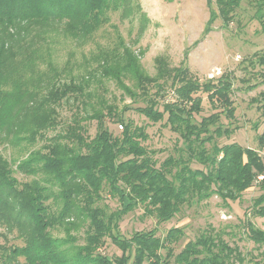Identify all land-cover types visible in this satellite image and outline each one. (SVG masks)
<instances>
[{
    "label": "trees",
    "instance_id": "obj_1",
    "mask_svg": "<svg viewBox=\"0 0 264 264\" xmlns=\"http://www.w3.org/2000/svg\"><path fill=\"white\" fill-rule=\"evenodd\" d=\"M241 2L206 0L209 16L203 34L218 19L227 28ZM111 12H119L120 18L137 13L146 20L138 0H0V139L11 137L13 145L31 148L42 143L17 161L14 169L0 156V225L8 233L16 231L24 243L0 246V264H170V260L174 264H242L236 248L229 247L223 234L212 228L175 254L173 247L184 237L183 229L170 228L163 238L156 236L155 229L124 238L118 225L138 206L143 207V215H152L162 224L171 221L185 204L215 195L228 206L255 185L260 194L248 213L251 218H264L262 156L235 142L220 146L215 141L228 140L236 129L221 122L223 117L230 124L235 117L231 75L201 83L187 67H170L165 57L158 56L154 59L156 73L150 77L120 40L119 48L91 53L89 60L96 64L92 72L113 80L135 97L137 93L124 82L132 81L146 102L136 112L152 124L162 122L166 115L165 125L182 141L176 155H168L159 164L156 151L141 144L148 138L144 128L125 122L118 109L102 100L106 113L94 110L84 116L96 122L92 139L84 136L75 119L65 134L46 137V132L59 125L61 102L69 98L78 102L92 77L90 72L87 77H71L69 62L59 70L51 46L60 37L86 44L108 25ZM256 17L264 30L262 7ZM143 30L142 24L139 33ZM258 61L264 69V54ZM37 63H45L47 70L36 71ZM63 72L69 75L61 82ZM260 76L264 84V71ZM168 85L174 99L164 101L160 111L159 100ZM199 94H205L211 107L220 111L196 121L194 115L202 111ZM252 102L258 104L264 120V91ZM106 117L121 123L119 135L109 130ZM258 143L264 147V130ZM192 162L204 170L192 169ZM15 174L25 180L19 181ZM104 195L118 203L113 212L98 209ZM72 216L85 224L82 245H75L70 235L71 229L79 228L68 223ZM58 227L66 231L64 239L51 235ZM244 229L264 259V231L248 219ZM106 238L120 250L119 257L111 259L99 252Z\"/></svg>",
    "mask_w": 264,
    "mask_h": 264
},
{
    "label": "rangeland",
    "instance_id": "obj_2",
    "mask_svg": "<svg viewBox=\"0 0 264 264\" xmlns=\"http://www.w3.org/2000/svg\"><path fill=\"white\" fill-rule=\"evenodd\" d=\"M138 3L146 20L137 13L128 18H120L119 12H111L108 25L100 29L86 44L60 37L58 44L51 46L53 62L59 70L69 62L71 77L77 75L87 77L88 72L92 74L85 88V94L90 93L91 97L87 98L85 95L78 102L70 98L63 100L57 108L59 125L55 130L46 132V137L65 134L67 127L74 123L75 119L83 129L84 136L92 139L97 131L96 122L87 121L84 116L94 110L106 113L105 105L100 103L102 100L106 105L118 109L125 122L130 121L133 126L144 128L148 138L141 141V144L149 150L156 151L154 158L159 164L168 155H176L177 149L182 147V141L165 125L166 115L162 122L152 124L136 112L135 109L145 107L146 102L138 95L132 81L126 79L124 82L130 90L137 93L135 97L127 94L113 80L92 72L96 64L89 60L91 53H96L99 49L119 48L118 43L122 40L137 56L143 73L150 77L156 73L154 59L158 56L165 57L170 67H187L201 83L207 80L216 82L222 75H231L233 77L231 99L235 107V117L230 124L223 117L221 122L225 127L236 129L228 140L223 137L216 138L215 141L220 146L235 142L257 151L259 155L264 154V147L261 148L258 143V137L264 130V120L260 117L258 104L252 102L264 91L263 77L260 76L264 69L258 61L259 56L264 54V30L261 29L256 17L260 7L264 11V0H242L233 22L227 28H224L218 19L213 23L212 30L205 35L203 30L209 16L206 0H138ZM142 24L144 30L139 33ZM35 69L46 71L47 67L45 63H37ZM63 73L59 79L61 82L69 75ZM254 85H257L256 88L249 90ZM154 91L155 89L152 93ZM199 96L202 99V111L194 115L196 121L220 111L211 107L205 94ZM173 99V89L168 85L161 94L158 109L162 111V103ZM105 123L114 135H119L121 123L109 117L105 118ZM11 142V137L0 139V156L10 161L13 169L16 162L23 159L29 151L42 145L38 142L31 148L25 147L24 144L16 146ZM190 167L204 170L195 162H192ZM15 177L19 181L25 180L20 174H15ZM259 194V187L255 185L243 193L239 202H229L228 206L215 195L205 201H194L185 204L171 221L162 224H157L152 215H143V207L138 206L121 219L118 224L119 232L124 238H130L134 232L155 229L156 236L163 238L170 228H181L184 237L173 247L174 253L177 254L186 243L194 241L205 229L212 228L223 234L222 240L229 247L236 248L240 263L264 264V259L258 256L259 251L247 238L244 229V221L248 219L256 228L264 231V218H251L248 213L252 201ZM98 205L99 210L106 209V212L110 213L117 209L118 203L104 195ZM68 223L79 225L78 229L70 230V235L75 239V245H82L85 224L75 216H72ZM51 235L64 239L66 231L58 227L51 231ZM23 244L16 231L8 233L0 225V246L21 247ZM99 252L111 259L121 255L120 250L107 238ZM161 253L164 254V251ZM170 261V264H174L173 260Z\"/></svg>",
    "mask_w": 264,
    "mask_h": 264
},
{
    "label": "built area",
    "instance_id": "obj_3",
    "mask_svg": "<svg viewBox=\"0 0 264 264\" xmlns=\"http://www.w3.org/2000/svg\"><path fill=\"white\" fill-rule=\"evenodd\" d=\"M261 156H262V158H263V161H264V154L262 153V155H261ZM259 178H261V179H262V177H259Z\"/></svg>",
    "mask_w": 264,
    "mask_h": 264
}]
</instances>
